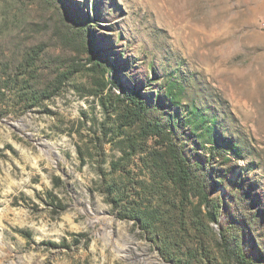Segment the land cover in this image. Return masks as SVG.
I'll list each match as a JSON object with an SVG mask.
<instances>
[{"label":"rangeland","instance_id":"obj_1","mask_svg":"<svg viewBox=\"0 0 264 264\" xmlns=\"http://www.w3.org/2000/svg\"><path fill=\"white\" fill-rule=\"evenodd\" d=\"M0 264H264V0H0Z\"/></svg>","mask_w":264,"mask_h":264},{"label":"trees","instance_id":"obj_2","mask_svg":"<svg viewBox=\"0 0 264 264\" xmlns=\"http://www.w3.org/2000/svg\"><path fill=\"white\" fill-rule=\"evenodd\" d=\"M93 58L98 59L99 57L98 55H95ZM131 115L132 117H134L136 122L138 121L139 125L143 127L145 126V129H148L147 126L154 127L152 126V124H150L149 120L147 119V113L141 110L140 107L139 110H134ZM188 167L189 165L187 164L184 157L179 155L173 158V168L175 170L176 175L181 178L182 182L187 185H190L192 178L190 177L189 169H187Z\"/></svg>","mask_w":264,"mask_h":264}]
</instances>
